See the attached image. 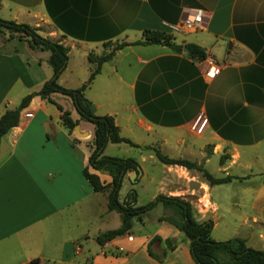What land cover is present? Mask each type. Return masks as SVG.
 I'll list each match as a JSON object with an SVG mask.
<instances>
[{"label": "crops", "instance_id": "obj_1", "mask_svg": "<svg viewBox=\"0 0 264 264\" xmlns=\"http://www.w3.org/2000/svg\"><path fill=\"white\" fill-rule=\"evenodd\" d=\"M193 9L204 10L208 23L203 30L188 32L182 23ZM0 18L37 28L44 38L69 49L67 67L59 78L68 89H78L90 78V54L101 56L117 44L145 40L148 30L170 36L179 46L202 47L207 54L204 61L163 44L127 46L104 64L85 96L97 115L115 119L122 137L142 147L158 145L170 157L203 163L207 169L211 159L202 153L216 144L236 150L238 168L251 169L246 160L264 159V0H0ZM19 36L0 33V118L53 77L50 52L33 49ZM212 60L220 69L214 78L206 75ZM77 61L85 67L78 68ZM70 79L80 84L73 85ZM16 85L20 90L11 97ZM51 98L79 122L78 133L64 126L55 105L35 97L21 112L19 126L2 138L0 264H195L184 233L161 220L167 213L164 208L151 225L146 219L149 212L135 220L129 234L97 243L100 234L120 228L122 219L109 210L106 193L93 191L84 169L98 174L105 184L112 179L89 166L94 125L80 120L70 98L58 93ZM29 113L33 117L28 119ZM40 115L48 135L53 130L67 139H15ZM10 135L14 137L6 139ZM142 139L153 142L144 144ZM122 145L128 144H109L105 155L115 157L111 151ZM173 167L188 183L195 179L183 167L163 164L162 168ZM228 168L219 167L218 172L239 176L225 171ZM134 173L127 174L124 182L131 183ZM247 177L251 175L236 188L252 191L254 201L239 196L222 200L223 191L239 180L213 187L202 181L166 196L189 201L198 212L195 199L201 191L210 197L213 210L205 220L195 214L198 221L241 215L238 225L245 230L236 237L264 251V194L259 185L251 187ZM137 206H141L138 193ZM156 237L160 240L151 250L162 261L148 251ZM166 240L176 247L163 257Z\"/></svg>", "mask_w": 264, "mask_h": 264}, {"label": "trees", "instance_id": "obj_2", "mask_svg": "<svg viewBox=\"0 0 264 264\" xmlns=\"http://www.w3.org/2000/svg\"><path fill=\"white\" fill-rule=\"evenodd\" d=\"M8 31L11 36L20 34V39L27 40L33 49L50 52L51 56L49 64L53 69V77L47 81L42 89L37 93H32L24 97L21 104L14 110H8L0 118V146L2 138L12 129L19 126L21 112L29 107L35 97H40L48 103L53 104L61 112V121L66 128L73 132L74 128L79 124L74 121L69 111L55 103L51 96L55 93L70 98L73 105L80 116L81 121L89 122L95 127V136L93 141V150L89 158V166L95 171L109 175L112 181L105 184L100 176L91 173L89 168L84 169V177L96 193H106L108 196V208L110 211L117 212L121 219L120 228L110 230L100 234L96 241L100 245H104L117 237L129 234L136 219L142 220L143 216L153 211L159 205L171 212L170 215L162 217V221H166L173 225L179 231L184 233L190 242V250L195 264H264V251L250 247L247 241L241 237H235L226 241H217L212 238L214 229V221H198L195 215V209L189 201L180 197H172L159 195L151 202L137 206V193L131 190L125 201H120V193L123 188L124 179L127 174L135 172L140 174L139 163L133 158H118L105 155V150L109 144H128L131 147L142 149L143 151L152 152L158 161L168 166H179L188 171H196L202 175L210 186H218L229 184L234 180H244L246 177L227 175L224 177H216L208 171L204 164L185 158H173L162 152L159 146H140L133 143L130 139L121 136L120 129L116 125L115 119L111 116H99L92 110L94 104L85 96L87 87L92 83L95 77L101 73L105 63L111 61L116 52L127 46L139 45H159L163 44L177 52H185L195 60L204 61L207 58L206 51L196 44L176 45L171 42V37L159 31H145V40L134 43H120L110 51L101 56L94 54L89 55V61L92 65V73L87 84L78 89H68L59 84V78L67 67L69 60V49L64 45L54 42L48 38H44L38 33V29L28 24H18L13 21H6L0 18V33ZM73 34V33H70ZM75 34V33H74ZM264 184V173L262 175ZM160 240L156 237L149 245V254L151 257L162 261L161 257L156 256L151 245ZM167 250L163 254L165 257L168 251L175 249V245L171 240H166Z\"/></svg>", "mask_w": 264, "mask_h": 264}, {"label": "rangeland", "instance_id": "obj_3", "mask_svg": "<svg viewBox=\"0 0 264 264\" xmlns=\"http://www.w3.org/2000/svg\"><path fill=\"white\" fill-rule=\"evenodd\" d=\"M213 58V57H212ZM220 64H223L221 59H218ZM77 67L83 68L85 67V64L79 63L77 61ZM78 79H70L69 82L73 85L78 86L80 84ZM89 81L86 80L87 84ZM77 82V83H76ZM19 85H16L11 93V97L13 95L18 94L20 88ZM95 106V105H94ZM44 117L40 115L38 118V121L35 125H33L27 132H25L22 135H17L15 139H67L62 134L57 135L53 130H51L50 135L47 134L45 131V128L41 125L42 119ZM27 118H24V120ZM24 122V121H23ZM11 137H14L13 135L8 136L6 139H11ZM13 139V138H12ZM142 142L144 144H152V139H142ZM158 146V145H157ZM171 149L168 151H171L173 154V147L170 144ZM216 144L208 145L205 147L204 152L202 153L203 156L206 158L211 159L207 169L210 170L212 174H214L216 177H224L225 173L221 175L222 173L218 172V168H227L225 171H229L230 174H237L240 177H246L248 175H251V177H247L250 181L251 187H257L259 185L260 190L262 194H264V184L262 182V175H263V166H264V159L260 162L258 160H246V163L249 162L252 165V168L247 167H241L238 168L237 166V160H236V150L234 148H231L230 146L227 147H221ZM111 149V148H110ZM163 150V148H162ZM164 152V150H163ZM110 154H114L113 156L118 158H133L137 162L140 163V165L143 167L144 172L141 168V175L137 176L136 173L133 174V178L131 183L129 182V179L124 182L123 189L121 192V200H125L128 193L131 191V188L134 189L138 193V205H145L152 200H154L157 196L163 194V195H173L181 192H185L186 190L190 189L193 185H200L202 181L207 182L200 173L196 171H192L193 174H191V178H195L197 182H195V179L192 180L191 184L188 183V179L184 177H181L178 173L179 170H177L175 167L173 168H165L163 170V164L158 161L156 156L152 152L143 151L139 148H133L129 145H122L121 149L115 148L113 151H111ZM215 154L216 156H213ZM250 158V157H248ZM222 159H224V162H221ZM199 176H197V174ZM144 177V179H143ZM198 177V178H197ZM200 177V178H199ZM160 180V182H159ZM241 181H236L235 185L230 187L228 190L223 191V197L222 200L232 199L233 197H238L240 199H243L245 201H254L256 198V194L252 193V191H247L245 193L240 192L239 188H236V186L241 185ZM132 185V186H131ZM255 192L257 191V188L254 189ZM178 191V192H177ZM258 192V191H257ZM220 194V193H219ZM196 210L198 212H195V214L202 219H207L208 214L210 211L212 212L213 208L210 206L209 201L210 197H205L203 193L200 191V194L196 197ZM209 200V201H208ZM161 209V210H160ZM163 206H159V209L155 210V212H150L146 219L148 220V223L151 225L154 222V219L156 216L162 211ZM171 212L167 210V213L165 215H170ZM241 216V215H240ZM240 216L233 217L229 215L228 217L224 218H218L214 219L215 224H217L216 228L213 230L212 237L213 239L217 241H226V238L232 239L237 236V234H242L245 230L244 227H239L238 223L240 221ZM211 220V218L209 219ZM240 237V236H239ZM225 238V239H222ZM228 239V240H229Z\"/></svg>", "mask_w": 264, "mask_h": 264}, {"label": "built area", "instance_id": "obj_4", "mask_svg": "<svg viewBox=\"0 0 264 264\" xmlns=\"http://www.w3.org/2000/svg\"><path fill=\"white\" fill-rule=\"evenodd\" d=\"M207 23H208L207 13L202 9H193L190 10L187 13V15H185L182 25L184 29H186L188 32H197L199 30L205 29ZM210 64L211 66L209 67L206 75L210 78H214L217 74H219L220 69L216 65L214 60H212ZM26 117L28 119L32 118L33 114L29 113L26 115Z\"/></svg>", "mask_w": 264, "mask_h": 264}, {"label": "water", "instance_id": "obj_5", "mask_svg": "<svg viewBox=\"0 0 264 264\" xmlns=\"http://www.w3.org/2000/svg\"><path fill=\"white\" fill-rule=\"evenodd\" d=\"M92 110H93L94 112H96V107L93 106V107H92ZM78 128H79L78 125L74 128V130H75L76 133H78Z\"/></svg>", "mask_w": 264, "mask_h": 264}]
</instances>
